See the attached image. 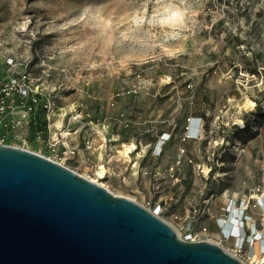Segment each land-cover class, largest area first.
<instances>
[{
    "label": "rangeland",
    "instance_id": "374dc122",
    "mask_svg": "<svg viewBox=\"0 0 264 264\" xmlns=\"http://www.w3.org/2000/svg\"><path fill=\"white\" fill-rule=\"evenodd\" d=\"M176 12L180 20L165 22ZM243 69L256 74L246 90L239 85ZM258 70H264V0H0V83L21 75L40 79L46 71L50 77L44 85L56 89V106L83 105L89 121H106L109 134L117 136L107 144L109 176L66 165L148 211L165 203L158 218L179 238L216 245L243 264L250 263L247 256L256 243L248 240L249 226L264 229L263 207L256 199L264 202V130L255 136L235 126L262 121L259 110L260 115L252 114L257 105L264 110ZM199 88L207 102L198 105ZM132 89L137 94H125ZM197 111L204 120L202 143L181 142L184 116ZM47 124L40 104L27 126L10 133L9 145L51 158L35 138L36 131L47 138ZM164 131L171 139L154 158L149 151ZM239 139L246 141L240 142L242 153ZM122 145L131 147L128 158ZM179 148L186 158L180 182L164 187L162 172ZM210 193L215 196L206 204ZM228 200L250 218L241 247L221 231ZM256 256L261 261L264 252Z\"/></svg>",
    "mask_w": 264,
    "mask_h": 264
},
{
    "label": "water",
    "instance_id": "95a60500",
    "mask_svg": "<svg viewBox=\"0 0 264 264\" xmlns=\"http://www.w3.org/2000/svg\"><path fill=\"white\" fill-rule=\"evenodd\" d=\"M0 264L243 263L183 241L150 211L57 163L0 146Z\"/></svg>",
    "mask_w": 264,
    "mask_h": 264
},
{
    "label": "built area",
    "instance_id": "2783aa9c",
    "mask_svg": "<svg viewBox=\"0 0 264 264\" xmlns=\"http://www.w3.org/2000/svg\"><path fill=\"white\" fill-rule=\"evenodd\" d=\"M261 72H264V70H258L259 74L257 75V77H259L260 82L262 83L264 75ZM239 75L240 77L244 78L242 84H239L242 90H246V88H249L250 83L256 78L255 73H248L244 69L241 70ZM49 77V73L45 71V74L42 75L40 79H29L28 75H21L17 79L8 77L4 85L3 83H0V146L13 147L8 143L10 133H15L16 135V132L18 133V131H21L25 126H27L28 123L33 119V116L37 112V108L41 104V107L45 112L46 121L48 122L45 129L47 138H43V133L40 131L35 132V138L38 142H40V144L47 147V149L50 151L52 157L46 159L76 173L71 167L66 165V162H71L76 166V161L79 158L80 163L85 168L95 169V174H97V172L102 169L104 171V177L109 176L112 172V169L108 167V164L110 162V155L108 154L107 148L108 140L105 136L101 138L99 132H105L104 134H106L107 132H109L111 124L107 123L106 121L101 123L89 121L87 119V115L84 111L85 107H83V105H80L76 109L68 108L69 110L65 107L56 106L54 104V101L52 100V95L54 94L56 89L52 88L48 91L44 85V81H46ZM39 81L42 82L41 85H36L34 88L29 87L31 86V83L35 84ZM187 87L192 88L191 85ZM137 92L138 91L136 89H132L127 91L125 94L131 95L137 94ZM123 94L124 93H117L116 97H119ZM262 104L264 105V102H262ZM111 106H113V104H111ZM262 116L263 119L261 123L255 125L253 128V133H255V135H258L259 132L264 130L263 109ZM58 119L61 120V124L59 127H56L55 123H57ZM114 121L115 124L119 126L123 124L120 118H116ZM203 121L204 120L202 116H192L186 118L184 133L180 137V141L185 142L187 140H193L199 141V144H201L203 140V132L201 130ZM166 122L168 124L171 123L170 121ZM236 126L242 128L243 124ZM78 139H80V141ZM170 139V133L166 131L160 133L159 136H157L153 147L149 151L150 156L159 158L163 154V151L168 145ZM241 146L242 143H236V147H240V150L238 149L240 153L243 152ZM80 152L83 153V155L86 154L82 159H80ZM93 153H96L97 156H101L100 159L97 158L98 165H94L90 161V155H92ZM184 154L185 150L183 148H179L173 162L165 167L164 171L162 172V175L164 176V178H166L164 187H169L168 184L173 187L180 182L181 167L183 162H185L186 160ZM187 162L189 164H192L193 166L196 165L190 159ZM196 166L198 169L200 168V165L197 164ZM210 172L211 169L209 168L207 170V174H209ZM142 174L144 176L149 175L148 171L146 170H144ZM87 180L91 181V179ZM214 196V193H210L209 197L203 202L208 204L214 198ZM164 205L163 207L157 205L150 212L158 217L162 213L163 209H165ZM238 211L239 210L237 209L236 201L228 200L225 213H227L228 217L232 212L233 219L238 220V222H235L231 229H229V235L226 236L227 239L235 237L234 229L238 228V225L244 231L243 225L246 221L250 220L248 216H245V210L241 211V213ZM175 219L178 218L175 217ZM184 221H186V219H184ZM189 221L187 222L186 228L189 233H193L192 223ZM222 230L224 234V229L221 228V231ZM205 231L206 229L203 230V232ZM182 240L187 242H201L200 240L196 239ZM242 243L240 244V247L242 246ZM234 258L239 260L237 257ZM247 260L250 261L249 264H261L264 261V259L258 261V257L254 253L249 254L247 256ZM239 261L242 263L241 260Z\"/></svg>",
    "mask_w": 264,
    "mask_h": 264
},
{
    "label": "bare ground",
    "instance_id": "6f19581e",
    "mask_svg": "<svg viewBox=\"0 0 264 264\" xmlns=\"http://www.w3.org/2000/svg\"><path fill=\"white\" fill-rule=\"evenodd\" d=\"M123 147V154L124 157L128 158L129 154L131 152V147H127L125 145H122ZM99 178H104V171L101 169L97 172L96 174ZM91 182L96 183L94 180H91ZM97 184V183H96ZM100 187H103V184H98ZM256 199L260 202V204L263 207V212H264V202L262 197L260 196H256ZM235 222H238V220H234L232 217V212L230 214V216L225 217V218H220L219 219V223L222 226V228L224 229V235L228 236L229 235V229H231V227L233 226V224H235ZM250 229V236L248 238L249 242H256L255 246L250 250L251 253H256V255L258 253H263L264 252V229L262 232H259L256 227L254 226V224H252L251 226H249ZM234 235H235V243L239 246L247 237V235L244 233V231L239 227L234 229Z\"/></svg>",
    "mask_w": 264,
    "mask_h": 264
},
{
    "label": "crops",
    "instance_id": "0c3cea01",
    "mask_svg": "<svg viewBox=\"0 0 264 264\" xmlns=\"http://www.w3.org/2000/svg\"><path fill=\"white\" fill-rule=\"evenodd\" d=\"M208 88V87H207ZM81 97H82V95H80ZM196 102H197V104L199 105L200 104V102H202V101H204V102H207V97L205 96V93L203 94L202 93V90H200V88L198 89V91H197V93H196ZM86 109V108H85ZM84 109V111H85V113H86V110ZM199 113H200V111H197V113L195 114H193V113H191L192 115H194V117H195V115L197 116V115H199ZM190 114V113H189ZM189 114H187V115H185L184 116V118L183 119H185V118H188V117H192V116H190ZM189 115V116H188ZM182 117H183V115H182ZM197 117H199V116H197ZM105 132H99V135L101 136V138L102 137H106V139L108 140V143H111V142H115L116 140H118L117 139V136H113V134L111 133V134H109V132H107L106 134H104ZM199 144V143H198ZM116 146H117V144H111V149H113V148H116ZM79 155H80V159H82L83 157H84V155H86V154H84L83 155V153H79ZM93 156H91L90 155V161L92 162V163H98L97 162V158H101V156L99 155V156H97V154H92ZM105 156V155H104ZM76 163H77V165L76 166H78V167H81L82 166V164L80 163V160H79V158H78V160L76 161ZM98 165V164H97ZM184 173H185V168H184Z\"/></svg>",
    "mask_w": 264,
    "mask_h": 264
},
{
    "label": "trees",
    "instance_id": "16d2710c",
    "mask_svg": "<svg viewBox=\"0 0 264 264\" xmlns=\"http://www.w3.org/2000/svg\"><path fill=\"white\" fill-rule=\"evenodd\" d=\"M256 107H257L256 112H254V113H252V114H254V115H260V114H262V110H261V108H259L258 105H257ZM258 110L260 111V114L257 113ZM261 118L263 119V116H262ZM260 120H261V119H260ZM258 123H259V122H258ZM258 123H257V124H258ZM257 124L254 123L251 127H249L248 123H246V125H243L242 128H240V127H238V126H235V127H236V130H237L238 132H240V133L248 131L251 135H255V133H252V131H253L254 126L257 125ZM255 136H256V135H255ZM243 141L246 142L244 139H239V142H243Z\"/></svg>",
    "mask_w": 264,
    "mask_h": 264
},
{
    "label": "clouds",
    "instance_id": "9594fccd",
    "mask_svg": "<svg viewBox=\"0 0 264 264\" xmlns=\"http://www.w3.org/2000/svg\"><path fill=\"white\" fill-rule=\"evenodd\" d=\"M182 17L180 15L179 12H176V13H173L171 17H169V20L168 21H165V22H176L178 20H180Z\"/></svg>",
    "mask_w": 264,
    "mask_h": 264
}]
</instances>
